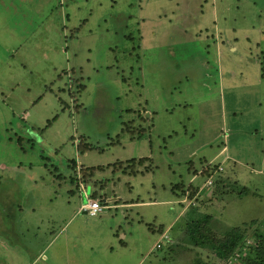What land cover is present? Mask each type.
I'll return each instance as SVG.
<instances>
[{"label":"rangeland","instance_id":"1","mask_svg":"<svg viewBox=\"0 0 264 264\" xmlns=\"http://www.w3.org/2000/svg\"><path fill=\"white\" fill-rule=\"evenodd\" d=\"M263 58L264 0H0V264H242L186 221L264 233Z\"/></svg>","mask_w":264,"mask_h":264},{"label":"trees","instance_id":"2","mask_svg":"<svg viewBox=\"0 0 264 264\" xmlns=\"http://www.w3.org/2000/svg\"><path fill=\"white\" fill-rule=\"evenodd\" d=\"M264 59V58H263ZM80 148V146H78ZM92 148V146L85 144V147H82V151L88 150ZM150 157H142V158H131L125 161H116L113 163H108L106 167H112L113 170L119 171L123 168L124 173H129L128 169L134 167L136 163H139L143 160H146ZM126 163V165L124 164ZM105 166L97 165V166H89V167H81L80 171L82 172L81 177H88L89 170H98L103 169ZM191 167H189V170ZM215 167L213 166H205L201 171L196 169L194 174L199 177L201 176H209L213 177V170ZM151 169L147 168L146 170ZM131 173V172H130ZM207 178V179H208ZM85 179V178H84ZM87 180V179H86ZM185 182L180 181L176 182L172 185V190L179 197L186 196L190 200H195L200 191L202 190V186L199 184H195L193 182L187 183L185 186ZM191 205L195 203H190ZM197 212V214H196ZM188 219L186 221V234L187 241L191 244L196 245L201 248L212 249L214 252H217L219 255H223L225 259L234 258L236 254H238L241 258L242 264H264V233H256L254 235L255 245H248L246 243V232L248 228H250L254 221H251L246 224L234 226L228 230L226 235L222 238L217 237L212 234V229L210 227L211 215L203 214L202 212L197 211V209L191 208L188 212ZM195 215V216H192ZM264 224V221H263ZM248 248V251H247ZM192 264H219L216 261H208L203 259L202 257L196 258Z\"/></svg>","mask_w":264,"mask_h":264},{"label":"built area","instance_id":"3","mask_svg":"<svg viewBox=\"0 0 264 264\" xmlns=\"http://www.w3.org/2000/svg\"><path fill=\"white\" fill-rule=\"evenodd\" d=\"M214 172H217V169L214 170ZM212 183V178L210 177L207 179V184L211 185ZM85 197H86V202L82 204L81 210H85L88 214L90 215H96L97 213H101L104 211L105 208L108 207L106 204H102L99 200L91 198L89 195L86 194L85 192ZM164 238L168 239V235L165 234ZM156 247H160L161 243L158 242Z\"/></svg>","mask_w":264,"mask_h":264},{"label":"crops","instance_id":"4","mask_svg":"<svg viewBox=\"0 0 264 264\" xmlns=\"http://www.w3.org/2000/svg\"><path fill=\"white\" fill-rule=\"evenodd\" d=\"M149 117H151V116H149ZM227 137L228 136H226L225 135V139H227ZM226 143V142H225ZM221 151H222V148L220 149V151L219 152H217V154L215 155V156H213V157H209V158H206V157H204V159H202L201 161H203V160H205V161H211V160H215V158L217 157V156H219V155H224V154H220L221 153ZM227 156V155H226ZM201 166H202V163H201V165L197 168V167H194V165H193V167H194V169H198V170H200L201 169ZM191 171V170H190ZM197 178V176L195 175V174H193V176L191 177V179H190V182H193V181H195V179ZM189 183V182H188ZM95 186H98L99 184H94ZM102 189V188H101ZM92 193L89 195L91 198H93V199H98L99 198V196H101L102 194H103V192L102 191H99L98 189H94L93 191H91Z\"/></svg>","mask_w":264,"mask_h":264}]
</instances>
